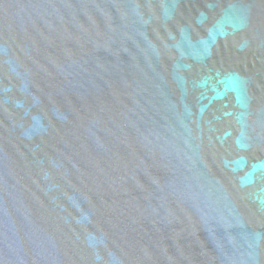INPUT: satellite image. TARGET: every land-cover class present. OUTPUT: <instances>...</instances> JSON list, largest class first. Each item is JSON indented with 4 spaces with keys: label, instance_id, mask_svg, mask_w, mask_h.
<instances>
[{
    "label": "water",
    "instance_id": "water-1",
    "mask_svg": "<svg viewBox=\"0 0 264 264\" xmlns=\"http://www.w3.org/2000/svg\"><path fill=\"white\" fill-rule=\"evenodd\" d=\"M0 264H264V0H0Z\"/></svg>",
    "mask_w": 264,
    "mask_h": 264
}]
</instances>
